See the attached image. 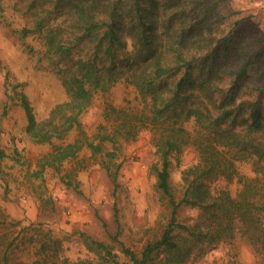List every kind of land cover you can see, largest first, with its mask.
Returning a JSON list of instances; mask_svg holds the SVG:
<instances>
[{
    "label": "trees",
    "instance_id": "16d2710c",
    "mask_svg": "<svg viewBox=\"0 0 264 264\" xmlns=\"http://www.w3.org/2000/svg\"><path fill=\"white\" fill-rule=\"evenodd\" d=\"M39 1L32 30L41 31L67 98L36 118L26 95L22 91L16 95L27 117L25 134L34 142L52 145L44 165L57 169L83 144L100 152L104 141L115 143L116 136L133 139L148 128L158 155V164H152L156 186L171 206L159 236L149 239L140 254L119 239L117 227L113 238L126 261L117 259L103 242H86L89 249L103 252L98 264H149L154 254L161 255L160 264H184L203 256L208 247L238 239L251 246L255 264H264V44L253 47L237 36L240 19L221 18V3L226 0H54L66 15V30L61 23H46L47 2ZM129 43L131 51L126 50ZM121 78L136 87L142 108L118 109L113 133L98 135V143L86 135L55 143L68 131L81 129V114L97 89H107ZM5 108L9 105L2 114ZM187 146L194 149L196 159L181 170L184 191L175 199L170 157ZM243 159L251 161L253 175L239 173L237 161ZM108 174L117 221V170ZM219 178L236 179L240 186L235 195L224 187L213 190L211 181ZM182 204L198 209L193 223L177 219ZM9 245L0 254L4 264ZM41 245L53 252L44 255V264H80L58 260L56 247L46 241ZM49 257L53 259L48 261ZM215 264L242 263L230 258Z\"/></svg>",
    "mask_w": 264,
    "mask_h": 264
},
{
    "label": "rangeland",
    "instance_id": "374dc122",
    "mask_svg": "<svg viewBox=\"0 0 264 264\" xmlns=\"http://www.w3.org/2000/svg\"><path fill=\"white\" fill-rule=\"evenodd\" d=\"M53 1L46 0V23H61L66 30V15ZM39 3L0 0V254L10 243L5 264H32L35 260L44 264V255L53 254L41 245L46 241L57 248L58 260L98 264L103 252L97 253L86 244L95 240L109 245L117 259L126 261L118 240L113 238L117 227L119 239L140 254L149 239L159 236L171 212L167 196L156 186L152 164L157 163L158 155L152 131L142 128L133 139L116 136L115 143L106 140L100 152L83 144L74 157L61 161L57 169L44 165L52 145L34 142L25 134L27 117L16 95L20 91L26 95L36 118L44 117L55 103L67 98L58 66L43 44L41 31L32 30L35 6ZM221 7V18L240 19L238 37L250 41L253 47L264 44V0H226ZM131 49L129 43L126 50ZM261 56L264 63V53ZM5 105L9 109L5 108L2 114ZM143 106L136 87L121 78L107 89H97L92 104L81 114V129L68 131L65 139L55 143L82 135L98 143V135L113 133L119 122L118 109L129 111ZM195 159L190 146L171 155L169 181L175 199L184 191L181 170ZM237 168L240 174L253 175L250 160L237 161ZM115 170L117 221L112 208L114 187L108 174ZM211 184L214 191L224 187L231 195L240 186L235 178H219ZM197 215L198 209L188 204L177 210V219L182 223H193ZM160 257L154 254V261L149 264H160ZM230 258L242 264L256 262L251 246L238 239L229 245L208 247L203 256L191 257L184 264H215ZM52 259L49 257L48 261ZM0 264L4 262L1 260Z\"/></svg>",
    "mask_w": 264,
    "mask_h": 264
}]
</instances>
